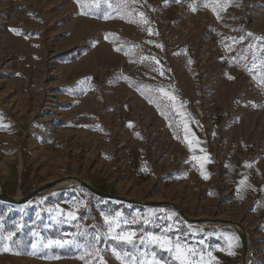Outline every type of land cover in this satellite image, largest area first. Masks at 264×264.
<instances>
[{"label": "rangeland", "instance_id": "374dc122", "mask_svg": "<svg viewBox=\"0 0 264 264\" xmlns=\"http://www.w3.org/2000/svg\"><path fill=\"white\" fill-rule=\"evenodd\" d=\"M0 181V264H264V0H0Z\"/></svg>", "mask_w": 264, "mask_h": 264}, {"label": "snow or ice", "instance_id": "6c2138e0", "mask_svg": "<svg viewBox=\"0 0 264 264\" xmlns=\"http://www.w3.org/2000/svg\"><path fill=\"white\" fill-rule=\"evenodd\" d=\"M77 3L80 4V0H77ZM193 11H195V8L193 9ZM81 14H86V13H81ZM140 17L142 18V22L144 24H147L148 21L146 19H143L144 14L141 12ZM14 31V30H13ZM149 34H151V30L148 29ZM157 47H162L161 45H157ZM119 50V49H117ZM156 63L158 64L159 61H156ZM189 63H191V61H189ZM156 70V69H154ZM161 75H163V71L161 70L160 72ZM231 79V77H229ZM160 91L164 94V95H168V93L164 92L163 89H160ZM170 99H174V97H169ZM205 179H207L208 177L205 175L204 176ZM67 216L69 219L71 220H76L77 217L75 215L74 212H68ZM119 213L116 214V216L114 217H105V222L108 224L109 227V231L110 232H115L116 229L119 227ZM170 229H167L166 231H168ZM136 236L135 232H119L117 233L113 238L114 239H118V240H122L126 243L129 244H133L134 243V237ZM148 240H150L151 242H153L155 245H158L161 249H164L166 251H168L169 253L174 254L175 259L177 261H179V264H197V262L193 259V257H195L196 252L195 250L188 248L186 246H182L179 241H177L175 244H173V242L167 238L166 236H149L147 237ZM49 243H55V244H62V243H67V241H50ZM33 247H35V245H33ZM5 251H7V249H5ZM93 253L89 252L88 255L91 256ZM114 255H116L117 259H120V255L118 252H116L114 250ZM231 254V253H229ZM209 256L211 257V253H209ZM81 259H83V257H80ZM211 259H215L214 257H211ZM100 264H103V261L101 260ZM138 264H157V261L155 259V256H153L151 258V260L148 259H144L138 262ZM200 264H204V260H203V256L201 255V260H200Z\"/></svg>", "mask_w": 264, "mask_h": 264}, {"label": "water", "instance_id": "95a60500", "mask_svg": "<svg viewBox=\"0 0 264 264\" xmlns=\"http://www.w3.org/2000/svg\"><path fill=\"white\" fill-rule=\"evenodd\" d=\"M74 181L76 182H80V184H82L84 186V188H86L87 190H89L90 192H92L94 195L98 196V197H103V198H106V199H109V200H119V201H124V202H127L128 200L125 199V198H122V197H119L117 195H113V194H109V193H106V192H103V191H100L96 188H94L92 185H90L89 183L85 182V181H82L81 179H78V178H73ZM1 182V181H0ZM58 182L55 181V182H52L44 187H41L39 188L38 190H36L35 192L25 196V197H20L18 199H14V198H11L9 197L8 195L6 194H3L2 196H0V200L2 202H5V203H8V204H12V205H23V204H26L28 203L29 201L33 200L37 195H39L41 192L45 191V190H48L52 187H54ZM137 204L139 205H144V206H154V207H157V206H163L165 205L166 203H153V202H145V203H142V202H137ZM181 215L183 216L184 219H186L187 221H190V222H196V220L194 219H191L189 217H187L184 213L181 212ZM247 248V244L246 242L244 241V249L246 250Z\"/></svg>", "mask_w": 264, "mask_h": 264}, {"label": "bare ground", "instance_id": "6f19581e", "mask_svg": "<svg viewBox=\"0 0 264 264\" xmlns=\"http://www.w3.org/2000/svg\"><path fill=\"white\" fill-rule=\"evenodd\" d=\"M70 180H73V179H70ZM74 181V180H73ZM76 182V181H75ZM59 183V182H58ZM57 183V184H58ZM77 183H79L80 184V182H77ZM2 188V185L0 184V189ZM185 215L187 216V214L185 213ZM192 219V218H191Z\"/></svg>", "mask_w": 264, "mask_h": 264}, {"label": "crops", "instance_id": "0c3cea01", "mask_svg": "<svg viewBox=\"0 0 264 264\" xmlns=\"http://www.w3.org/2000/svg\"><path fill=\"white\" fill-rule=\"evenodd\" d=\"M242 177H246V176H243V175H242V176H240V178H242ZM245 181H246V179L244 180V182H245ZM243 194H244V193H243ZM260 216H261V217H263V216H264V214H260Z\"/></svg>", "mask_w": 264, "mask_h": 264}]
</instances>
